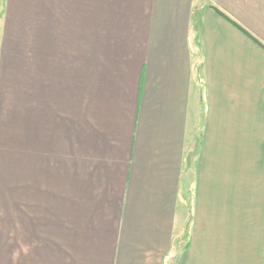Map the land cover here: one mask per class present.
Returning <instances> with one entry per match:
<instances>
[{"label":"crops","instance_id":"0c3cea01","mask_svg":"<svg viewBox=\"0 0 264 264\" xmlns=\"http://www.w3.org/2000/svg\"><path fill=\"white\" fill-rule=\"evenodd\" d=\"M0 2V264H264V0Z\"/></svg>","mask_w":264,"mask_h":264},{"label":"rangeland","instance_id":"374dc122","mask_svg":"<svg viewBox=\"0 0 264 264\" xmlns=\"http://www.w3.org/2000/svg\"><path fill=\"white\" fill-rule=\"evenodd\" d=\"M2 2H0V9H2ZM3 16L2 13L0 14V47H1V36L4 34L5 31V26L3 25ZM20 29V28H19ZM18 35H23V36H33V28H27V29H22ZM0 211H3L4 209H10V210H17L18 206V196L11 194V188H10V194H9V186L7 184L10 183V180L6 179L4 177H0ZM16 182L17 180L13 179L12 183ZM14 188V187H13ZM17 188V187H16ZM10 206V208L8 207ZM12 212V211H10ZM12 215H16L14 213H11ZM11 225L15 224L18 226V219L17 218H11ZM13 223V224H12ZM13 237V235H12Z\"/></svg>","mask_w":264,"mask_h":264}]
</instances>
